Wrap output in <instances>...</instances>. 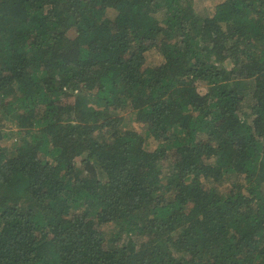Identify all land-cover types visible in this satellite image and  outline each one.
<instances>
[{
	"label": "trees",
	"instance_id": "16d2710c",
	"mask_svg": "<svg viewBox=\"0 0 264 264\" xmlns=\"http://www.w3.org/2000/svg\"><path fill=\"white\" fill-rule=\"evenodd\" d=\"M210 5L0 0V264H264V0Z\"/></svg>",
	"mask_w": 264,
	"mask_h": 264
},
{
	"label": "rangeland",
	"instance_id": "374dc122",
	"mask_svg": "<svg viewBox=\"0 0 264 264\" xmlns=\"http://www.w3.org/2000/svg\"><path fill=\"white\" fill-rule=\"evenodd\" d=\"M214 1H216V0H192V3L196 8L197 16L202 17L206 8L211 6L210 4H213ZM161 60H162V57L159 55V53L155 49L149 50L145 54V58H144L145 64H147V63L158 64V63H160ZM0 126H2L4 128L5 127L13 128V126L6 121L0 122ZM130 126L139 130V131H142V129H143V125L140 124L139 122H131ZM147 143H148V146H147L148 149H151V150L154 149L156 143L154 142L153 139H151V138L147 139L146 144ZM101 229L104 231H108V230H110V227L109 226H102Z\"/></svg>",
	"mask_w": 264,
	"mask_h": 264
}]
</instances>
